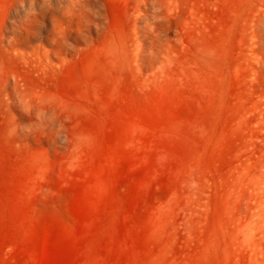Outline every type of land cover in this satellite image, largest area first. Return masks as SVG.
<instances>
[{
    "label": "rangeland",
    "instance_id": "obj_1",
    "mask_svg": "<svg viewBox=\"0 0 264 264\" xmlns=\"http://www.w3.org/2000/svg\"><path fill=\"white\" fill-rule=\"evenodd\" d=\"M0 264H264V0H0Z\"/></svg>",
    "mask_w": 264,
    "mask_h": 264
}]
</instances>
